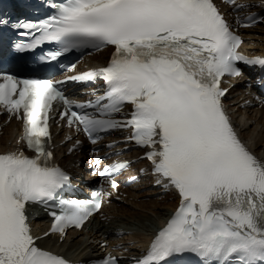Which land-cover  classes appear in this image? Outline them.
I'll use <instances>...</instances> for the list:
<instances>
[{
    "label": "snow or ice",
    "instance_id": "6c2138e0",
    "mask_svg": "<svg viewBox=\"0 0 264 264\" xmlns=\"http://www.w3.org/2000/svg\"><path fill=\"white\" fill-rule=\"evenodd\" d=\"M221 3L234 20L216 0H64L51 5L55 12L46 19L12 24L30 37L17 51L54 45L42 57L52 68L69 53L114 50L106 66L64 80L0 74V114L24 129L23 150L0 154V264H71L45 238L62 240L101 213L111 196L105 185L118 189L115 177L128 167L118 162L101 171L97 158L101 183L93 198L64 199L73 177L51 150L56 101L64 106L59 120L93 145L102 134L129 131L125 142L144 150L156 184L178 199L133 264H264V157L239 137L221 87L223 77L243 75L240 62L264 69V58L238 51L237 34L264 23V13H249L255 5L242 0ZM98 80L106 91L94 101L79 103L64 91L67 83ZM81 145L76 139L69 151ZM35 204L53 218L43 236L31 227ZM121 259L108 254L100 264Z\"/></svg>",
    "mask_w": 264,
    "mask_h": 264
},
{
    "label": "bare ground",
    "instance_id": "6f19581e",
    "mask_svg": "<svg viewBox=\"0 0 264 264\" xmlns=\"http://www.w3.org/2000/svg\"><path fill=\"white\" fill-rule=\"evenodd\" d=\"M260 30L264 34V28L261 27ZM260 45H261V48L264 49V42L262 44H260ZM106 55H107V53H103V54L100 55V57H104ZM255 115L256 116L259 115L260 118H263L264 119V115H260V114H257V113H255ZM253 137L259 139V141H257L254 145L256 147L261 148L260 150L263 151V154H264V147H263L264 140L262 139L261 136L259 137V136H254L253 135ZM63 150L64 149H62L61 151H63ZM150 192H153V190H146L143 193V195H145V194L148 195ZM176 202H177L176 200H173L171 198V195H168V197H165V198H163L161 200L155 199L154 201L141 202V203L133 202L136 207H146L147 204H155L156 207H158V206H164V210L163 211L156 212L157 215L155 217H153L152 219H148V220H145V221H140L141 220V217L143 216V214H136L135 215L134 219L137 220L138 221L137 222L138 225L141 226V227H143V229L145 230L144 235L142 236V239L136 240L137 243L144 242L145 239H146V236H148V234H150L154 230V228L159 227V225L161 224L162 220H164L167 217V215L169 214V211L173 209V207H174V205H175ZM123 211H126V206H122L121 207V212H123ZM135 213H139V212H135ZM119 218L120 219L118 220V222L121 225H118L116 223H114V224L113 223L107 224L106 222H103V223L102 222L101 223L95 222L94 226L101 228V230L105 234H107L108 232H112L114 229L120 230L121 227L124 225L125 222H123L124 220L121 217H119ZM117 226H120V227L116 228ZM89 234L90 235H93V230L92 229H90ZM97 238H98V235H93L92 241H90L89 239L88 240L85 239L84 236H81L74 243H71L70 240L67 239V240H65V242L61 246V248H63V246H66L67 244L71 243V246L75 250H79L80 252H85V251L89 250L92 246L95 245V242H96Z\"/></svg>",
    "mask_w": 264,
    "mask_h": 264
},
{
    "label": "rangeland",
    "instance_id": "374dc122",
    "mask_svg": "<svg viewBox=\"0 0 264 264\" xmlns=\"http://www.w3.org/2000/svg\"><path fill=\"white\" fill-rule=\"evenodd\" d=\"M258 119H259L258 117L256 119L255 115H251V119H248V124L250 125L249 130L253 131L251 133H253L255 136H259V137L261 136L262 139L264 140V121L261 119H259V120ZM138 200H139V202H141L140 199H135L134 201L130 200L126 205L128 207L127 209L129 211H127L126 213H124L125 211L121 212L122 214H125V216L122 215L123 216L122 217L120 215V217L124 220L123 221V222H125L124 224H126V223L130 224V228H128V231L130 233H133L132 237L133 238L135 237L136 239H142V236L144 235L145 230L143 229V227L138 225V223H137L138 221L134 219L135 215L144 213L143 216L141 217L140 221L152 219L153 217H155L157 215L156 212L164 210V206H161V207L158 206V207H160V209H158V207H156L155 204H147L146 207L136 208L133 206L132 202H135ZM141 200L144 201V200H149V199L144 198ZM136 211H139V213H134ZM141 212H143V213H141ZM133 213H134V215H133ZM126 216L127 217L132 216L133 218L131 217V218L126 219L127 218ZM117 220H119V218H117L116 221Z\"/></svg>",
    "mask_w": 264,
    "mask_h": 264
}]
</instances>
